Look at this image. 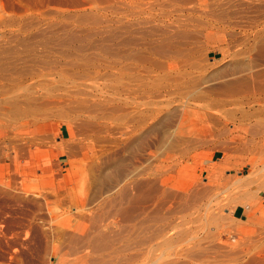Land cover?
<instances>
[{
	"label": "rangeland",
	"instance_id": "374dc122",
	"mask_svg": "<svg viewBox=\"0 0 264 264\" xmlns=\"http://www.w3.org/2000/svg\"><path fill=\"white\" fill-rule=\"evenodd\" d=\"M0 264H264V0H0Z\"/></svg>",
	"mask_w": 264,
	"mask_h": 264
},
{
	"label": "bare ground",
	"instance_id": "6f19581e",
	"mask_svg": "<svg viewBox=\"0 0 264 264\" xmlns=\"http://www.w3.org/2000/svg\"><path fill=\"white\" fill-rule=\"evenodd\" d=\"M252 176V175H251ZM250 177V176H249ZM245 178V177H244ZM248 179V178H247ZM241 180H245V179H241ZM239 181V180H238ZM243 182V181H242Z\"/></svg>",
	"mask_w": 264,
	"mask_h": 264
}]
</instances>
